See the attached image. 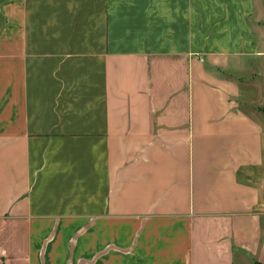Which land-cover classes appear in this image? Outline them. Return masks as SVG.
Returning a JSON list of instances; mask_svg holds the SVG:
<instances>
[{"label": "crops", "instance_id": "crops-1", "mask_svg": "<svg viewBox=\"0 0 264 264\" xmlns=\"http://www.w3.org/2000/svg\"><path fill=\"white\" fill-rule=\"evenodd\" d=\"M263 105L264 0H0V264H264Z\"/></svg>", "mask_w": 264, "mask_h": 264}, {"label": "rangeland", "instance_id": "rangeland-1", "mask_svg": "<svg viewBox=\"0 0 264 264\" xmlns=\"http://www.w3.org/2000/svg\"><path fill=\"white\" fill-rule=\"evenodd\" d=\"M256 67H257L258 69H262V68H263V67L261 66V62H257Z\"/></svg>", "mask_w": 264, "mask_h": 264}, {"label": "trees", "instance_id": "trees-1", "mask_svg": "<svg viewBox=\"0 0 264 264\" xmlns=\"http://www.w3.org/2000/svg\"><path fill=\"white\" fill-rule=\"evenodd\" d=\"M261 110H262V112L264 113V105H263V107L261 108ZM256 264H259V263H256Z\"/></svg>", "mask_w": 264, "mask_h": 264}]
</instances>
